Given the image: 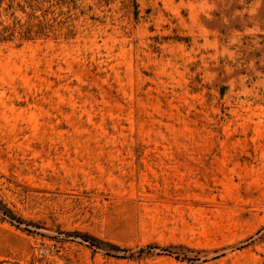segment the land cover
<instances>
[{
	"label": "rangeland",
	"instance_id": "374dc122",
	"mask_svg": "<svg viewBox=\"0 0 264 264\" xmlns=\"http://www.w3.org/2000/svg\"><path fill=\"white\" fill-rule=\"evenodd\" d=\"M0 264H264V0H3Z\"/></svg>",
	"mask_w": 264,
	"mask_h": 264
},
{
	"label": "trees",
	"instance_id": "16d2710c",
	"mask_svg": "<svg viewBox=\"0 0 264 264\" xmlns=\"http://www.w3.org/2000/svg\"><path fill=\"white\" fill-rule=\"evenodd\" d=\"M2 2H3V0H0V7H1ZM7 33H9V28H6V27L1 28L0 27V43L6 42L10 39L9 37H11V34L9 35Z\"/></svg>",
	"mask_w": 264,
	"mask_h": 264
}]
</instances>
